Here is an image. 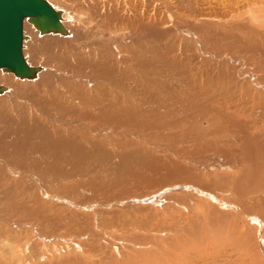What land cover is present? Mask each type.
Returning a JSON list of instances; mask_svg holds the SVG:
<instances>
[{"label":"rangeland","instance_id":"1","mask_svg":"<svg viewBox=\"0 0 264 264\" xmlns=\"http://www.w3.org/2000/svg\"><path fill=\"white\" fill-rule=\"evenodd\" d=\"M165 1L66 0L65 7L81 20L80 32L88 31L92 39L124 36L128 41L135 36L133 29L138 28L140 21H155V17L157 21L165 20L170 12L178 22L186 21L188 26L193 24L204 31L198 30L197 36L204 42L203 54L208 58L202 54V58L190 61V54L200 52L196 51L198 43L191 41L186 49L175 52L182 62L171 65L161 60L155 68L144 67L150 78L124 77L120 84L110 79L100 85H105L115 97L135 103L151 87L150 81L164 83V92L210 90L221 101L217 100L219 109L211 110L208 118L213 117L226 128L225 138L213 139L210 135V142L203 144L179 136L184 133L179 129L174 130L175 134L169 131L155 134L142 128L139 141L131 137L137 143L128 147L135 154L148 147L163 165L154 172L156 175L147 172L145 182L134 180L135 186H119L114 190L70 191L72 182L58 189L47 186L49 192L76 205L49 199L46 207L32 204L31 218L24 220L29 225L28 232L12 242L6 236L0 238V264H264V96L255 89L258 84L264 86V0H171V9L165 8ZM97 4L106 8L108 18L94 11L92 6ZM25 24V33L32 34V25L27 21ZM159 26L165 29L161 23ZM130 27H134L132 32ZM60 41L50 47L32 36L25 52L32 65L40 66L41 70L58 69L76 76L72 49L80 43L71 38ZM128 53L124 52L127 58L131 55ZM134 64L129 61L122 70L133 73ZM11 79L15 83L20 81L14 75ZM33 88L29 86L28 91L33 92ZM101 90L100 86L95 91L94 101ZM223 98L242 108L232 109ZM243 107L248 111L244 112ZM208 127L201 123V131ZM101 132L105 136L109 133L98 130ZM116 142L114 146L125 141ZM181 147L190 151L191 156L177 154L179 150L182 152ZM165 175L168 181L161 186L157 185L158 180L155 183L151 180L163 179ZM107 179L111 182L117 178L111 174ZM185 186L202 189L210 197ZM103 204L110 205L106 208ZM1 208L0 217L8 218L4 206ZM100 211H104L101 216Z\"/></svg>","mask_w":264,"mask_h":264},{"label":"bare ground","instance_id":"2","mask_svg":"<svg viewBox=\"0 0 264 264\" xmlns=\"http://www.w3.org/2000/svg\"><path fill=\"white\" fill-rule=\"evenodd\" d=\"M48 1L55 8L62 10L63 23L68 29V33L41 34L33 24L28 22L32 25L29 26L33 33L28 34L29 38L25 40L24 45L26 46L32 36L37 41H41L43 45L50 47L59 44L60 40L68 38L77 41L80 46L72 49L76 61L74 62L76 76H69L58 69L55 72L44 69L40 70L35 78H20L13 72H5L0 68V84L6 87V90L0 93V204L9 214L6 219L0 217V238L6 236L11 242L18 240V236L28 232L29 225L24 224V220L31 218L32 214L29 209L34 204L43 206L45 202L46 204L48 202L46 199L59 203H72L54 195V192H49L47 186L58 189L72 182L70 191H79L80 188L85 191H88L85 188H102V190L103 188L108 190L113 188L114 190L119 186L123 188L133 184L135 186L136 180L145 182L147 178H144V175L147 172H157V168L163 165L159 158L153 157L148 147L140 149L141 154L140 152L135 154V150L128 147L137 143L131 137H135L139 141L138 138L143 133L142 128H148L155 134L162 133V131L175 134L174 130L179 129L184 132L179 136H185L189 140L198 141V143L202 141L203 144L209 141L210 135H213V139H224L226 135L225 127L215 122L213 117L208 118L211 110L219 109L216 105L217 100L221 101L210 90L201 92L196 89V91L183 89L184 91H179V93L164 92L166 88L164 83L150 81L148 83H151L152 88L148 87L144 90L140 101L135 103L115 97L110 89V93H108L105 85H100L101 81L110 79H116V82L120 84V79H124V77L130 79L150 78L148 73H144V67L155 68L161 60L171 65L182 62V58L175 55L176 50L186 49L194 41L198 43L196 51L200 52L196 53L197 55L190 54L189 60L194 61L193 59H198V57L202 58L205 53L203 51L204 42L198 40L199 32L197 31L199 29L197 30L195 25L188 26L186 21L178 22L177 18H172L174 14L172 15L171 10L168 9L171 14L169 13V16L164 18L165 20L157 21L155 17V21L153 19L151 21L149 19L147 22L140 21L141 23L137 24L139 29H133L135 36L129 38L128 41L124 39V36L117 39H111V37L106 39L93 37L92 39L88 31L80 32L82 22L77 16L72 15L68 7H65L66 0ZM172 3L171 0L165 1V8L169 6L171 9ZM98 5L92 6L94 11L101 14L100 16L104 14L108 18L106 8L103 5L98 7ZM129 12L127 13L129 14ZM146 15L148 16V14ZM135 18L139 19L138 16ZM108 21L110 20L108 19ZM25 23L24 30L27 28ZM160 23L165 26V29H160ZM73 27L78 30H74ZM134 27H130V31ZM41 35L44 37H40ZM59 35L62 38H58ZM114 35L112 36L114 37ZM162 41L163 46H161ZM77 51L80 53L76 58ZM124 52H129L130 57L127 58ZM25 53L24 47V55ZM92 55L94 59L91 58ZM97 55L98 57L95 58ZM25 56L28 57V54L26 53ZM207 58L205 59L207 60ZM129 61L135 62L132 67L133 73L129 70H122V66H125ZM28 62L32 65L30 56ZM70 69L72 70V67ZM5 73L8 75V79H4L7 78ZM13 75L20 81L17 83L12 81ZM262 84H258L255 89L264 96ZM29 86L34 87L33 92L31 91L32 97L29 95L31 94L28 91ZM100 86L102 90L98 99L94 101L95 91ZM34 90L38 92L35 93ZM104 91L106 92L104 93ZM223 100L227 101L232 109L240 106L234 105L231 99L223 98ZM243 109L244 112L248 111L246 107ZM215 111L223 114L219 110ZM180 114L184 117L180 118ZM232 117H230L231 120ZM202 122L210 127L201 131ZM103 126H109L113 131L101 128ZM98 130L109 133L105 136L103 132L98 133ZM108 139L110 142H107ZM127 139L128 141H126ZM116 140L119 143H122L123 140L125 142L114 146L117 143ZM177 154L191 156L189 155L190 151L183 148L182 152L179 150ZM111 174L114 179H117L110 182L107 177L110 178ZM162 178L151 180L154 183L155 180H158L157 185L161 186L168 181L169 177L165 175ZM104 182L110 183L103 185ZM149 183L147 182V184ZM185 188L190 190L191 187L185 186ZM191 189L196 190L199 194H208L207 197H210L209 193L202 189ZM138 201L134 200V202ZM109 205L103 204L106 208ZM23 211L25 212L23 215L17 216ZM103 214L104 211L99 212V216ZM1 220L4 222L2 223ZM258 221L262 223L260 220Z\"/></svg>","mask_w":264,"mask_h":264},{"label":"water","instance_id":"3","mask_svg":"<svg viewBox=\"0 0 264 264\" xmlns=\"http://www.w3.org/2000/svg\"><path fill=\"white\" fill-rule=\"evenodd\" d=\"M62 10L48 0H0V68L20 78H35L40 66L31 65L24 55L25 21L33 24L41 34H67ZM6 87L0 84V93Z\"/></svg>","mask_w":264,"mask_h":264}]
</instances>
